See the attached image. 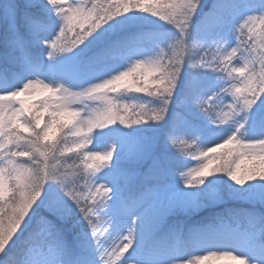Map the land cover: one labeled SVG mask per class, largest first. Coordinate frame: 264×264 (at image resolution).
Returning a JSON list of instances; mask_svg holds the SVG:
<instances>
[{
    "label": "snow or ice",
    "instance_id": "snow-or-ice-1",
    "mask_svg": "<svg viewBox=\"0 0 264 264\" xmlns=\"http://www.w3.org/2000/svg\"><path fill=\"white\" fill-rule=\"evenodd\" d=\"M203 9L0 0V264H264V0Z\"/></svg>",
    "mask_w": 264,
    "mask_h": 264
},
{
    "label": "trees",
    "instance_id": "trees-1",
    "mask_svg": "<svg viewBox=\"0 0 264 264\" xmlns=\"http://www.w3.org/2000/svg\"><path fill=\"white\" fill-rule=\"evenodd\" d=\"M213 0H208L207 2H204V9L203 11H207L208 7L211 6ZM246 163V162H245ZM246 206L242 202H236V201H227L223 205L213 206V207H207L199 210L195 215L189 217V216H179L175 219L179 221H183L185 224H189L188 222H205L209 218H211L216 212H223L224 209H244ZM39 240V237L37 238Z\"/></svg>",
    "mask_w": 264,
    "mask_h": 264
},
{
    "label": "rangeland",
    "instance_id": "rangeland-1",
    "mask_svg": "<svg viewBox=\"0 0 264 264\" xmlns=\"http://www.w3.org/2000/svg\"><path fill=\"white\" fill-rule=\"evenodd\" d=\"M208 0H204V2H207ZM212 1V0H211ZM45 57H46V54H45ZM225 103H227V101H225ZM176 112H179V113H181V115H183L184 114V110L182 109V108H176L175 106L173 107V113H176ZM171 118H172V116L170 115L169 116V119L171 120ZM190 142V141H189ZM217 142H219V141H217ZM208 147H211V146H213V145H211V144H209V145H207ZM181 147H183V145H181ZM93 150H101V149H93ZM190 158V157H189ZM196 166V164L195 163H192V164H189L188 165V167H195ZM183 171H187V167H185V168H183L182 169ZM173 179H178L177 177H173ZM197 212H195V213H192V214H190V215H188L189 217H191V216H193L194 214H196ZM216 213H219V212H216ZM189 224H191V223H196V222H188ZM199 254H203V253H199ZM219 262V261H218ZM218 262H216V264H218Z\"/></svg>",
    "mask_w": 264,
    "mask_h": 264
},
{
    "label": "bare ground",
    "instance_id": "bare-ground-1",
    "mask_svg": "<svg viewBox=\"0 0 264 264\" xmlns=\"http://www.w3.org/2000/svg\"><path fill=\"white\" fill-rule=\"evenodd\" d=\"M116 242L119 243V240H117ZM218 264H226V262H224V261H219Z\"/></svg>",
    "mask_w": 264,
    "mask_h": 264
}]
</instances>
